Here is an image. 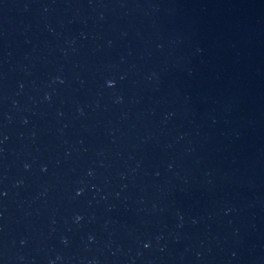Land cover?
<instances>
[{
    "label": "water",
    "instance_id": "1",
    "mask_svg": "<svg viewBox=\"0 0 264 264\" xmlns=\"http://www.w3.org/2000/svg\"><path fill=\"white\" fill-rule=\"evenodd\" d=\"M0 264H264V0H0Z\"/></svg>",
    "mask_w": 264,
    "mask_h": 264
}]
</instances>
